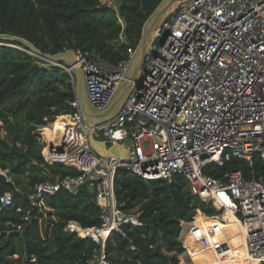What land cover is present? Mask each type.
I'll use <instances>...</instances> for the list:
<instances>
[{
  "label": "built area",
  "instance_id": "obj_1",
  "mask_svg": "<svg viewBox=\"0 0 264 264\" xmlns=\"http://www.w3.org/2000/svg\"><path fill=\"white\" fill-rule=\"evenodd\" d=\"M99 2L118 16L119 0ZM138 44L128 47L116 64L75 50L92 111L109 106L127 79ZM70 69L65 71L71 75ZM133 83L120 110L93 129L76 100L71 103L77 109L68 114L72 124L60 131L59 145L44 147L41 154L45 163L74 167L78 173L37 182L27 196L30 210L44 214L40 200L45 194L85 190L98 209L100 225L69 221L64 230L97 245L86 264H112L105 251L111 236L126 237L125 225L144 226L139 212H125L117 202L116 173L126 170L144 180L167 182L181 177L192 194L217 211L181 222L180 241L189 260L184 264H192L187 239L194 222L201 225L215 261L229 263L230 245L222 234L228 217L242 228L246 255L264 264V180L247 179L239 170L222 179L205 173L233 159L248 166L255 156L264 161V0L183 1L153 31ZM91 129L107 147L129 144V157L98 155L89 143ZM13 195L12 190L0 195V209L12 205ZM29 212L22 216L24 223Z\"/></svg>",
  "mask_w": 264,
  "mask_h": 264
},
{
  "label": "trees",
  "instance_id": "obj_2",
  "mask_svg": "<svg viewBox=\"0 0 264 264\" xmlns=\"http://www.w3.org/2000/svg\"><path fill=\"white\" fill-rule=\"evenodd\" d=\"M161 1L119 0L117 16L99 0H0V33L23 37L44 53L79 49L90 59L116 64L128 47L139 43L146 20ZM1 42L0 121L7 133L0 138V169L6 171V175L0 174V195L14 189L18 192H14L11 206L0 209V264H86L97 245L64 228L69 221L81 227L100 225L91 195L82 189L75 195L64 190L43 195L40 205L48 209L46 222L42 213L30 210L27 199L37 182L78 173L74 167L45 163L43 145L32 133L34 125L44 126L56 116L52 125H70L68 114L77 110L71 105L76 100L73 78L64 68L30 54L26 47ZM12 96L17 97L19 106L9 109L11 121L2 104ZM232 170H239L247 179L264 180V161L259 156L253 158L252 166L233 159L222 167L210 166L205 173L222 179ZM115 196L123 211L140 213L144 226L125 225L126 237L111 236L105 251L112 264H184L178 258L184 252L181 222H191L198 213H217L211 204L192 194L181 177L171 182L144 180L119 170ZM27 210L30 218L24 223L22 216ZM20 223L23 228L18 231ZM222 234L230 245L226 264H237L239 255L232 254L235 235L228 225L223 226ZM187 242L192 264H219L207 249L197 222Z\"/></svg>",
  "mask_w": 264,
  "mask_h": 264
},
{
  "label": "water",
  "instance_id": "obj_3",
  "mask_svg": "<svg viewBox=\"0 0 264 264\" xmlns=\"http://www.w3.org/2000/svg\"><path fill=\"white\" fill-rule=\"evenodd\" d=\"M183 1L185 0H162L156 7V9L152 12V14L148 17L143 26L142 35L139 40L134 59L127 73V79L122 82L109 106L101 112H94L89 107L84 83V74L82 71V67L77 63L75 50L67 49L55 54L44 53L23 37L7 33H0V42L8 41L11 43L22 45L27 48L30 54L53 65L61 67V65H59V62H68L71 68L70 71H72L76 79L75 96L77 105L85 122L89 125V127L93 129L96 124L103 123L111 119L120 110L129 92L134 86L133 80H136L140 75L144 58L146 53L148 52V47L151 42L153 31L161 23V21L165 19L170 13H172ZM92 129L89 133V143L98 155H112L118 158L129 157L131 153L129 150V144H124L125 150H123L124 146L120 144H112L107 148L105 140L100 141L95 139ZM48 148L51 149V146Z\"/></svg>",
  "mask_w": 264,
  "mask_h": 264
},
{
  "label": "rangeland",
  "instance_id": "obj_4",
  "mask_svg": "<svg viewBox=\"0 0 264 264\" xmlns=\"http://www.w3.org/2000/svg\"><path fill=\"white\" fill-rule=\"evenodd\" d=\"M2 45H4V43H2V42H0V46H2ZM6 45H8L9 47H13V48H15V49H18V48H21V47H19V46H17V45H15V44H6ZM64 64V65H63ZM63 64H60L59 63V65H61L63 68H65V69H69V64H68V62H65V63H63ZM45 65H47V64H45ZM70 73H71V76H72V82L74 83V88H75V83H76V79H75V75L72 73V71H70ZM19 105H18V102H17V97H15V96H12V97H10L8 100H6V101H4L3 102V104H2V110H3V113L6 115V116H8V118L12 121V119H13V116H12V114H11V110H9V109H12V110H15L17 107H18ZM24 115H23V112H20L19 113V115H18V117H23ZM57 117H59V116H56V118L55 119H48V121L46 122V124L44 125V126H41V125H34V126H36L33 130H32V133H34V134H37V136H38V139L40 140V142H41V144L43 145V148L45 147V145H46V142H45V140H44V136H42L43 135V129H44V127H50L51 125H52V123L57 119ZM16 118H17V116H16ZM68 120V122L70 123V121H69V119H67ZM58 122V121H57ZM30 125V124H29ZM53 125H56V124H53ZM60 126V125H59ZM6 133H7V131H6V129L4 128V124H3V122L2 121H0V138H5V136H6ZM95 139H97V140H100V141H102L101 139H98V138H95ZM106 147H107V145H106ZM108 148V147H107ZM6 172V171H5ZM7 179H10V177H7ZM14 192H18V190L17 189H14L13 190ZM42 210H43V212H44V214H43V222H46L45 220H46V212H47V208L46 207H44V206H42ZM183 231L185 232L186 231V226H184L183 227ZM184 232H183V235H182V237H184ZM235 238V237H234ZM236 241V240H235ZM236 247V246H235ZM233 251H237V253H238V255H239V259H240V254H239V252H238V250H237V248H233ZM178 258H179V260H180V262L181 263H188V257L184 254V253H182L181 255H179L178 256Z\"/></svg>",
  "mask_w": 264,
  "mask_h": 264
},
{
  "label": "bare ground",
  "instance_id": "obj_5",
  "mask_svg": "<svg viewBox=\"0 0 264 264\" xmlns=\"http://www.w3.org/2000/svg\"><path fill=\"white\" fill-rule=\"evenodd\" d=\"M69 121H70V124H72V120L70 117H69ZM64 129H65V127H62L59 125H51L50 127H44L42 136H44V140L46 142L45 147L47 148L50 146L52 147V146L59 145L60 139H61V132L60 131L64 130ZM46 148H45V151H46ZM208 223H211V222L208 221ZM197 224L201 228V225L199 224V222H197ZM225 225H228L232 229V231L235 235V240L237 243V250L240 254V259H239V257H237L235 259L237 261V264H257V261L249 258L244 251V233L242 231V228L238 224V222L234 218L228 217L227 223ZM201 230H202V228H201ZM234 248H236V247H234ZM232 254L236 255L237 251H233Z\"/></svg>",
  "mask_w": 264,
  "mask_h": 264
},
{
  "label": "crops",
  "instance_id": "obj_6",
  "mask_svg": "<svg viewBox=\"0 0 264 264\" xmlns=\"http://www.w3.org/2000/svg\"><path fill=\"white\" fill-rule=\"evenodd\" d=\"M0 170H1V169H0ZM183 224H186V223H182V225H183ZM180 240H181V237H180ZM236 248H237V244H236Z\"/></svg>",
  "mask_w": 264,
  "mask_h": 264
}]
</instances>
